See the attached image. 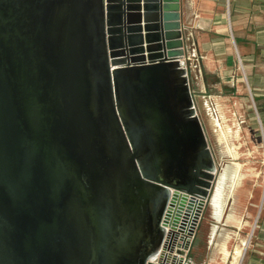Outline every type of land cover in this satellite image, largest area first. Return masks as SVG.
Listing matches in <instances>:
<instances>
[{
	"label": "water",
	"instance_id": "water-1",
	"mask_svg": "<svg viewBox=\"0 0 264 264\" xmlns=\"http://www.w3.org/2000/svg\"><path fill=\"white\" fill-rule=\"evenodd\" d=\"M184 24L182 0H0V264H187L223 168Z\"/></svg>",
	"mask_w": 264,
	"mask_h": 264
},
{
	"label": "rangeland",
	"instance_id": "rangeland-1",
	"mask_svg": "<svg viewBox=\"0 0 264 264\" xmlns=\"http://www.w3.org/2000/svg\"><path fill=\"white\" fill-rule=\"evenodd\" d=\"M197 3L200 4L199 7H202V9L209 10L208 4L200 1ZM224 4L225 1L216 2L213 5L214 8L211 14L221 16V13H223L226 28H229L227 10L223 9ZM188 6L191 18L194 20V4H191V0ZM190 34L189 36L187 34L188 38L185 35L188 47L192 48L194 44L197 47L194 41L195 34L193 36ZM228 41L234 50L235 57L234 65H232L236 76L234 86L232 82H227L229 78L223 82L224 84L221 81L223 70L226 68L223 61L218 62L220 64L218 65L216 62L206 59L202 65L207 82L205 83V91L207 90L208 93L200 94L199 88H196L193 80L192 87L195 89L196 105L209 145L215 155L218 171L220 172V169H224L227 165L231 166L230 170H234L235 164L238 162L241 176L237 182L239 186H236L233 190L230 200L228 195L226 196L228 203H234L233 219H229L231 210L228 209L224 219L217 221L212 214L211 207H206L195 241L189 252V257L193 261L192 264H209L211 261H215L217 264H225L223 254L220 253V245L227 241L229 251L233 254L235 247L241 246L240 239L247 238L255 221L259 222L262 218L260 215L264 206V114L260 109V103L255 97L254 91L251 92L249 89L243 70L244 67L240 65L230 28ZM209 50L207 49V52ZM198 55H200L199 49ZM211 100L213 101V108L217 107V109L212 108V111H206V106L211 105L209 103ZM243 176L244 178H242ZM229 190L227 189L226 193L230 195ZM223 212L221 217L217 218L218 220L224 216ZM237 218L246 220L244 226L242 225V230L237 229L239 224ZM214 225L218 226V230L216 238L211 243L210 234ZM256 242L257 230L252 235L246 254L252 253L250 251ZM248 258L249 254L245 259V264H248Z\"/></svg>",
	"mask_w": 264,
	"mask_h": 264
},
{
	"label": "crops",
	"instance_id": "crops-1",
	"mask_svg": "<svg viewBox=\"0 0 264 264\" xmlns=\"http://www.w3.org/2000/svg\"><path fill=\"white\" fill-rule=\"evenodd\" d=\"M198 1L208 4L209 10H204L202 7H199L200 4L198 5ZM218 1H225L223 9L227 10L229 28L232 34L231 37L239 57L240 65L244 67L243 70L245 72H243L245 73L246 80L248 81L249 89L251 92L254 91L255 97L260 103V109L264 114V0H191V4H194V20H192L189 13L188 5L190 4V0H182L183 22L185 23L184 34L186 35V38H188L189 33H192L193 35L195 34L194 41L199 49V56L201 60L200 69L202 70V74L204 71L202 64L205 63L206 59L213 61L214 63L216 62L218 65H220L218 62L223 61L226 68L223 70L221 81L223 83L225 80H228L227 78H229L230 81L228 80L227 82H232V85L234 86L236 76L232 65H234L235 57L234 50L228 43L229 28H226L224 22L225 16L223 13H221V16L211 14L212 9L214 8L213 5ZM207 49H210L209 52H207ZM205 87V83H202V89H205ZM242 178H244V176ZM237 184L239 183L234 184L233 187L230 186V190L232 191L229 190V193L231 192V194H233L235 187L239 186ZM231 196L232 195H228L229 200ZM226 206L227 208L225 214L228 209L231 210V219H233L234 203L232 202L230 204V202H227ZM260 216H262L260 221L258 222L256 220L252 226L253 233L257 230V242L250 251L252 253H248V264H264V206ZM224 217L225 215L220 220H216L221 221ZM237 221L239 223L237 229L242 230V225L244 226L246 220L237 218ZM217 230V225H214L211 228V243H213L216 238ZM242 240L243 238L240 239L241 248L243 247ZM223 243L226 244L228 249L227 255L222 248ZM223 243L220 245V253L223 254L225 264L228 262H230L229 264H237V259L239 257L235 260L234 257L236 256L235 252L237 247L240 246H236L233 254H231L227 242ZM246 253L241 261V264H245V259L248 257V254ZM209 264H217V262L211 261Z\"/></svg>",
	"mask_w": 264,
	"mask_h": 264
},
{
	"label": "bare ground",
	"instance_id": "bare-ground-1",
	"mask_svg": "<svg viewBox=\"0 0 264 264\" xmlns=\"http://www.w3.org/2000/svg\"><path fill=\"white\" fill-rule=\"evenodd\" d=\"M239 169H240V165L237 162L235 164L234 170L233 169L229 170V168L226 166L220 173V176L218 179L219 183L217 182L218 184L216 185L215 195H214V198H213L212 204H211V209L213 210V215H214L215 219H217L218 217L219 218L221 217L223 210H224L223 215H225V211L227 208V206L225 207L226 202H227L226 191H227V189H230L233 186V181H235V184L239 181L240 176H241ZM231 182H232V186L229 187L228 184ZM231 217H232V215L230 213L229 219H231ZM252 235H253V230L251 231V233L249 234V236L246 239L242 240V246L243 247L242 248H241V246L237 247L236 252H235L236 256L234 257V260L239 257L237 259L238 263L236 262L237 264H241V261L244 257V254H245L247 248L249 247ZM222 248H223L225 254L227 255L228 249H227L225 243H223Z\"/></svg>",
	"mask_w": 264,
	"mask_h": 264
},
{
	"label": "built area",
	"instance_id": "built-area-1",
	"mask_svg": "<svg viewBox=\"0 0 264 264\" xmlns=\"http://www.w3.org/2000/svg\"><path fill=\"white\" fill-rule=\"evenodd\" d=\"M232 35V34H231ZM191 36H193V34L191 33ZM191 38V37H190ZM187 53L185 54V56H184V58H183V60H184V63H185V66H186V68H187V70H188V74H189V77H190V80L194 77V78H197V77H202V70L200 69V68H198V69H196L195 68V63H194V59H196V58H193V51H190V50H187L186 51ZM196 60H198V58L196 59ZM241 67H243V66H241ZM243 69V68H242ZM193 95H194V99H195V91H194V89H193ZM210 97H212V96H210ZM209 97V98H210ZM213 98V97H212ZM211 99V98H210ZM195 103H196V101H195ZM209 103H211V105L210 106H206V111L207 110H210V111H212V108H213V101L211 100ZM214 108H216L217 109V107H214ZM213 108V109H214ZM198 109V108H197ZM184 261H185V263H187V264H192L193 263V261L189 258V260L188 261H186V258H184Z\"/></svg>",
	"mask_w": 264,
	"mask_h": 264
},
{
	"label": "flooded vegetation",
	"instance_id": "flooded-vegetation-1",
	"mask_svg": "<svg viewBox=\"0 0 264 264\" xmlns=\"http://www.w3.org/2000/svg\"><path fill=\"white\" fill-rule=\"evenodd\" d=\"M186 48L187 50H190V51H193V50H196V53H197V58L198 60L194 59V63H195V68L198 69V68H201V60H200V56L198 55V49L196 47V45L194 44V46L192 48H189L188 47V43H187V40H186ZM204 71H203V74H202V77H197V78H192L191 79V83H192V80L194 81L195 83V86L196 88H199V91H200V94H205L207 92V90L205 91V89H202V83H207L206 82V79L204 77ZM195 90V89H194ZM208 93V92H207Z\"/></svg>",
	"mask_w": 264,
	"mask_h": 264
}]
</instances>
